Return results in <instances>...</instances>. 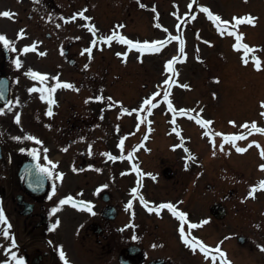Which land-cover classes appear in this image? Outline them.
Listing matches in <instances>:
<instances>
[{
  "label": "rangeland",
  "instance_id": "374dc122",
  "mask_svg": "<svg viewBox=\"0 0 264 264\" xmlns=\"http://www.w3.org/2000/svg\"><path fill=\"white\" fill-rule=\"evenodd\" d=\"M106 1L105 4L110 2V7L108 9L107 15L110 16H116L114 15V12L112 11L113 6H117L118 3H120L121 0H104ZM206 5L211 9V11L214 14H218L221 17L222 21H228L229 19H232L228 17V12L230 7H228L227 3L220 5V3L223 0H203ZM159 6L162 9L166 6V0H158ZM264 0H253L251 9L249 8V5L246 6V9H250L253 11H257L260 14V21H256L255 23H249L245 22L243 23L242 29L238 32L243 33L242 40L244 43L248 44L253 49V52H250L248 54V64L245 65L243 63V57H244V49H236L234 47L235 43H231L234 51H230L228 47L229 41H224L223 39H217L215 36V33L211 29V26L206 23L204 20L200 19L199 17H194L195 20L193 21L194 28L185 30L183 29L182 32L185 33V37L183 38V43H187L188 47L190 48H197L199 49L200 46L205 47L203 50L206 51V53L210 54L206 57L205 61L210 64V66H205V64L200 61L198 62L197 59L194 56L195 63L188 64V68L185 69H179L176 74L182 79L185 80L187 83H189L190 88L192 89L190 92L186 94V90L184 88H178L182 94H178V92H175V95H173L174 102H178V104L183 103L184 105H196L199 101L205 100L207 98H210V93L212 91L217 92L218 91V84H212L211 81L216 80L219 76L218 70L215 69L224 63L229 62L224 66L223 69H225V76L223 78V81L221 82V96L224 97L221 98L220 103H216L214 101L208 102L206 109H209L208 112L213 114L214 117L211 115H204L205 119H210L213 121L211 125H208L209 129L213 131V133H219L220 130L222 132L228 131L230 129L236 130L239 129V126L244 124V122H247L249 127L251 128V122L255 121L257 127L264 125V105L261 104V101H264V93L260 94L259 97H257L255 100H251L250 97H248V94L245 92L240 91L239 94H235V91L238 87L243 86L247 87L248 81H251L252 83H261V79H264V4H262ZM262 6H261V5ZM234 8H239L240 6H233ZM245 9V10H246ZM148 17V19H147ZM146 19L147 23L148 20H150V14L140 10V17L137 20H134L132 23H130V27L135 28L136 25H139L141 27L140 31L146 30L148 28L151 31V34L154 36H157V38L162 39L161 35L163 34L161 30L156 29L153 30L150 28L149 23L144 24L143 21ZM163 20L166 22L167 19L163 18ZM234 22H237L236 19ZM105 24V22H104ZM236 27L240 26V22L238 24H235ZM180 27H176L173 25L172 32L175 31L180 32ZM227 35V34H226ZM160 36V37H159ZM187 38V39H186ZM233 38V37H232ZM173 43H181V38L178 39V41ZM211 43H218L215 46H212ZM220 43V44H219ZM210 46V47H207ZM114 48V47H113ZM200 54V53H199ZM195 55V54H192ZM201 55V54H200ZM253 55L255 57H258L261 62V68L257 69L255 67V59H253ZM154 58L152 62L156 66H154L155 70H159L160 64H161V58ZM199 59V58H198ZM107 65L109 68V74L110 73H120L123 69L122 66L119 65L116 59L113 58L112 53L110 51H105V62L104 65ZM159 64V65H158ZM158 66V68H157ZM94 71H98L99 73L102 71L99 64L93 65L92 68ZM101 74V73H100ZM127 73L122 74V78L127 77ZM110 77V76H109ZM96 80V79H95ZM96 82V81H95ZM99 80V84H100ZM114 81L108 80V85H106V88L108 90V93H116L119 90L113 89L109 85L113 83ZM105 83V82H104ZM106 84V83H105ZM94 86V85H93ZM162 83L158 85V87L161 88ZM95 87V86H94ZM100 87V86H99ZM166 88V85L163 84L162 89L158 91L159 95H162L164 90ZM130 89H137L136 86H132ZM136 94L133 97V100L128 103L129 105L136 104L138 98L137 96L138 92H135ZM255 94V93H253ZM231 95H234V103L239 102H246L250 106H252L254 109L253 111L249 112L248 114L240 113L239 114H231L229 111V108L227 106L228 103H231L232 98ZM154 103V102H153ZM225 104V105H224ZM157 108V107H156ZM112 114L109 119L112 121L113 124L119 123L120 119H126L125 117H120L119 112L111 111ZM155 119L158 120V112L155 110ZM230 121H234L235 123H230ZM241 163L244 166H247L246 162L241 160ZM239 186V182H238ZM237 194L239 195L240 192L237 191ZM255 205L258 204V202ZM258 256V255H256ZM254 260V256L252 257ZM243 259L241 260V263H243Z\"/></svg>",
  "mask_w": 264,
  "mask_h": 264
},
{
  "label": "snow or ice",
  "instance_id": "6c2138e0",
  "mask_svg": "<svg viewBox=\"0 0 264 264\" xmlns=\"http://www.w3.org/2000/svg\"><path fill=\"white\" fill-rule=\"evenodd\" d=\"M202 10H203V12L207 13V15H208L210 20L216 22L217 29L223 35L224 32H225V27H227L229 22L228 21H223L222 22L223 26H222L221 17L218 14H214L206 6H202ZM85 12H86V10H82L80 12H77L75 16L65 17L64 18L65 22L67 23L70 20H75L77 16L83 17L84 20L91 21L92 17L85 15ZM13 15H14L13 12H11L10 10H6V11H3V12H0V16H3V17H12ZM51 18H52L51 15H49L48 19H51ZM235 19H236L237 23H239L241 21H245V20L247 22L251 23L254 18L251 15H247L245 17H236ZM87 27L89 28V30H91L93 32V35L95 36V34L97 32L96 25L90 23V24L87 25ZM117 27L118 28H122L124 26L123 25H117ZM228 31L232 32L233 28H228ZM19 34H20V36H23V35H25V31L23 29H21ZM233 34L236 36V43L234 44V47L236 49H240V48L244 49L243 63L245 65H247L248 62H249L248 54L250 52H253V49L248 44L241 43V39H242V36H243L242 33L233 32ZM117 38L123 44L129 45V46H133V47L139 49L141 52H144V51L154 52V51L158 50V46H159V42L158 41L152 42V44H150L148 41H144L142 44L139 43V42H135L132 39H129L127 36L118 34L115 31V29L112 31L111 35H109V36H106V37L105 36H97L96 39H94L92 41V44L95 45L97 40H99V41L107 40L109 43H111V41H113V40H115ZM177 39H179V37H177ZM0 42H2L4 46H11V44H12V42L7 38L6 34H2V33H0ZM32 47H34V45ZM24 51H28V46L25 47ZM84 51L89 53V54H91L93 49H92V47H88V48H85ZM180 53H184V47H183V41L182 40H181ZM118 55L126 56L127 53H118ZM177 59H179V57H174L172 59H169L166 62V70L173 71V64H174L175 60H177ZM253 59H255V67L257 69H260L261 68L260 59L258 57H255V55H253ZM21 63H22V61L20 60L19 57H17L16 60H15L16 67L19 68L21 66ZM87 66L88 65H85V67H87ZM28 74L31 75V76H34L35 78L41 80L42 82L46 81V79H47V74H42V73H40L38 71H33L31 69H29V73ZM163 83L165 85H168L170 83V81L169 80H165ZM57 87L75 88V85L73 83L67 82V81L61 82L59 80V78L57 77L56 78L55 87H47V86H45V87H42V88L39 89V91L42 93L41 98L45 99V100H48L50 105L52 103H55V100L51 99V96L55 92V89ZM29 91H36V89L35 88H31V89H29ZM44 92H47L48 95H43ZM3 95H4L3 92H0V97H2ZM158 95H159V93H153L152 94L153 97L158 96ZM214 95H215V93H214ZM163 96H164L165 100H168L169 92L167 90H164ZM88 99H96L98 101H104L105 99H107L108 101H111L112 97H105L103 95H97L95 97H89ZM8 103L10 105L12 102L9 101ZM16 103H19V100H16ZM117 103H120V102H117ZM261 104L264 105V101H261ZM143 105H151V107H155V104L152 102L151 98H145L143 100ZM108 107H112V105L109 104ZM151 107L146 109V111L150 113L151 112ZM172 107H173L172 106V102L169 100V108L171 109ZM3 111H4L3 109H0V112H3ZM123 111L124 112H129L130 110L128 108H123ZM132 111H135V110H132ZM181 111L183 112L184 110L181 109ZM47 114L48 115H52L53 114L51 107H49V110H48ZM15 119H16L17 123L20 122V116L18 114L15 116ZM196 120H197V122L199 124H201V125H203L205 127H207L208 125H211L213 123V121H211L210 119H202L200 117H196ZM173 123H175V120H173ZM230 123H235V122L234 121H230ZM173 130L175 131V129H173ZM251 130H254V131L260 132V133H264V127H257L255 121L251 122V128L249 129V131H251ZM217 135L224 136L225 142H227L228 140H231L233 142V144H235V141L237 139L243 138L246 135V133L245 132H241L239 134V136H236V135L228 136V135H225L224 133H217ZM28 138L33 140V141H38L40 143H43L42 141H39L38 137H36V136L29 135ZM15 139H21V137H15ZM212 143L215 144V139H213ZM256 143H257L256 141H252V144H256ZM249 146H251V145H249ZM120 147H121V149H123V147H124L123 139L120 142ZM220 148H221V150H223L224 143L220 144ZM65 150H67V149H65ZM236 150L238 152H241V153L246 151V149L244 147H239V146L236 147ZM21 151H25V149H21ZM185 151H189V150L185 149ZM31 152H32V155L39 160V154L37 153L36 149H32ZM89 152H91V147L89 148ZM105 155L109 156L112 159H117L118 158V157L112 156L111 153H105ZM132 155H133L132 152H129L128 153V158L131 159ZM213 155H215V152H213ZM261 155L264 156V148L261 149ZM45 158H47V157H45ZM187 158L188 159L192 158L191 153H189V156ZM48 162H49V164L53 163L51 160H49ZM185 166L187 167V165H185ZM37 167L39 168V170L42 173H46L48 175H53L52 169H50L49 167H46V166H44L42 164H39V163L37 164ZM90 167H92V165H90ZM261 167L264 168V165H261ZM137 171H139V169H137ZM148 175H151V174L149 173ZM63 176H64L63 172L59 173V177L60 178H62ZM258 186L260 188H264V180H261L259 182ZM256 187L257 186H253L252 190L249 191L248 196H252L254 194V192L256 191ZM55 191H56V188H55V186H53V192H55ZM132 192L133 193H138V188H133ZM140 202L141 203L145 202L143 195H140ZM65 203H74L75 206H77V207L86 206L87 210L89 212L93 211V206H92L91 202H84L83 205H82L80 202L74 201L72 196H67L64 199H61L59 201V205H63ZM127 207L128 208L132 207L131 200L128 202ZM145 207H148V205L145 204ZM160 209H168V210H170L172 212L173 215H175V216H177L179 218V221L181 222L180 223V227H179V231H180L181 237L184 240V242L186 244H188L192 248L193 251L196 250L197 243H198L199 248H200L201 251H208V246L202 240L196 241V243H194L193 240L189 238V235L185 233L184 222L187 220L188 215H189L187 212L179 210L177 208V206L173 202L163 203V204H161L159 206V208L148 207V210L150 212L151 211H156L158 213L160 211ZM57 210H58V207H54L52 209L53 212H56ZM57 224H59L58 220L56 221L55 224L52 225V227L55 228L57 226ZM0 225H4L2 230H0V234H2L6 238H11V240H12L11 245H9V247H8V249H6V251H9L12 260L15 261V264H24L23 257H18L17 253L15 251L11 250L12 248H14L16 246V240H15L14 236H12V234L9 231L12 228V225H11V222L8 221V217L6 216L5 211H4L2 206H0ZM190 226H191V228H196L198 225L197 224H191ZM155 246L156 245H153V247H155ZM261 247L264 248V245H262ZM217 250L219 251V249H217ZM59 254H60V257L64 260V264H69V261L66 258V254H65V252H64V250L62 248L60 249ZM4 264H10V262L6 260V261H4ZM224 264H231V261H228V260L225 259L224 260Z\"/></svg>",
  "mask_w": 264,
  "mask_h": 264
},
{
  "label": "flooded vegetation",
  "instance_id": "af4514ba",
  "mask_svg": "<svg viewBox=\"0 0 264 264\" xmlns=\"http://www.w3.org/2000/svg\"><path fill=\"white\" fill-rule=\"evenodd\" d=\"M44 0H38L37 6H39L40 4H43ZM7 183H9V187L11 188V191L14 190L16 187L18 188V183L15 182L14 180V174L13 173H9L7 176ZM4 191V189H3ZM172 196H168V195H160L158 196V199L155 198V200H159L161 198H166V199H170ZM42 207L39 206L37 207L36 210H33L32 214L30 216L27 217L26 222H28L30 225H32L34 222H36L39 219L40 214L44 213V211H40L39 209ZM124 223V218H121L119 221V224H123ZM140 228L141 225H139V222L137 223V225L135 226V230H136V235L138 236V238L132 242V243H122L120 249H119V255H121V257L123 258V261H125L126 263H132V264H149V261L151 258H153L151 256V254L148 252L147 248L145 247V245H141L142 248L140 249V251H129L127 249V247L130 244H134V245H139L140 246Z\"/></svg>",
  "mask_w": 264,
  "mask_h": 264
}]
</instances>
